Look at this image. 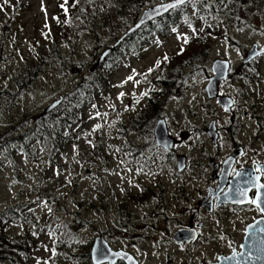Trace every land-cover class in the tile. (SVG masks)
I'll use <instances>...</instances> for the list:
<instances>
[{"label":"rangeland","instance_id":"rangeland-1","mask_svg":"<svg viewBox=\"0 0 264 264\" xmlns=\"http://www.w3.org/2000/svg\"><path fill=\"white\" fill-rule=\"evenodd\" d=\"M136 6L127 12L125 22L114 25L117 38L134 26L139 16L137 8L141 11L148 4ZM109 8L108 0H97L90 7L87 20L92 21L93 26L86 23L78 25L81 32L72 44L76 43L77 46L67 55L65 44L59 46L60 53L64 55L63 61H59L56 54H51L39 70H34L38 66L36 63L35 66L30 65L31 60L39 52L46 51V43L60 29L62 17L59 13L55 14L56 1L7 0L5 3V0H0V213L11 205L28 202L39 215L51 209L49 222L69 224L73 235L77 233L74 224L76 217L92 223L90 229L80 233L82 241L86 238L94 240L100 233L128 236L134 241L152 239L153 243L143 244L145 252L139 254V258L144 263L147 258L159 263L165 257L162 250L165 243L159 246L157 242L163 236L173 235L187 226L190 211L194 210L201 196L196 193L203 186L196 180L195 164L199 157L206 156L208 150L213 148L204 137L209 122L214 121L216 127L222 130L233 120L234 124L231 125L240 127L237 132L241 140L246 128L252 138L257 136L261 140L253 146L262 153L259 160H264V59L256 61L253 66L242 64L244 55L252 45L264 48V0H229L219 16L207 19L214 26L210 40L206 34L201 36L197 31L186 28L190 16L184 13L173 23L176 30L169 29L166 23L153 22V29L145 34L148 37L146 43H141L148 46L147 49L136 57L125 59L120 68L111 74L112 86L90 108L87 121L75 130L74 142L62 150L56 163L40 152L42 148L36 141L30 142L22 150L15 139L20 135L30 137L31 119L47 113L71 89L76 81L73 74L78 71L77 64L85 60L93 61V55L100 56L106 51L101 53L96 42V49H91L88 31H99L95 35L99 43H104L102 40L108 29L99 19ZM109 10L112 14V9ZM194 23L198 24V21ZM89 27L92 28L88 30ZM187 35L198 40L195 48H189L190 42L185 43ZM182 46L185 52L179 50ZM192 52L193 55L199 54L202 60L192 63ZM201 52L206 54L202 55ZM168 55L182 61L177 62L178 66H182L178 77L175 65L169 63ZM216 60L228 61L231 67V73L219 87V94L231 100L229 110L233 109V112L229 116L224 113V108L208 100L205 92L212 76L211 65ZM153 66L158 71L165 66L164 77L170 83L176 81L177 77L175 86L164 90L168 101L160 118L165 120L169 136L179 142L177 154L186 157L188 168L180 176L171 173L172 167L167 165L170 157L166 156L156 163L147 164V168L136 162H132L133 166H124L116 155L118 148L111 145L122 146L126 143L116 135L118 127L122 125L127 126L128 138L136 137L128 125L129 116L144 101L137 99L138 103L133 105L136 101L134 98L148 95L146 91L155 89L152 81L161 72L151 73L147 77ZM166 68H172L171 72L166 73ZM23 70L31 72L19 94H3L7 83L11 80L15 85V77ZM130 76L133 79L129 80ZM97 125L100 127L96 128ZM202 129L203 136L199 137L198 132ZM97 139H100L99 152L106 156L102 159L91 157L92 144ZM15 144L17 147H14ZM63 153L66 155L63 156ZM86 157L91 158L88 160ZM93 161L97 165H93ZM140 190L148 191L153 197L145 203L132 200ZM122 206L131 213L124 220V213L118 210ZM198 215L204 216L205 213L199 212ZM244 216L249 214L230 217L229 222L215 216L210 218L214 220L210 224L202 222L201 229L203 234L209 230L234 229L238 222L244 220ZM14 228L16 226L9 229V233H20ZM220 241L223 240L175 249L179 257L177 264H208L215 259L213 252L223 250ZM39 242L29 264H64L51 258L46 238L41 237Z\"/></svg>","mask_w":264,"mask_h":264},{"label":"trees","instance_id":"trees-1","mask_svg":"<svg viewBox=\"0 0 264 264\" xmlns=\"http://www.w3.org/2000/svg\"><path fill=\"white\" fill-rule=\"evenodd\" d=\"M55 1V14L59 13L62 17L59 24L60 29L58 30V34H55L54 38L46 43V51L43 53L39 52L37 56L31 60L30 65L35 66L36 63L38 66L37 68L35 66L34 70H39L40 66L43 65V61L51 54H56L57 59L63 61L64 55L60 53L59 46L65 44V55H67L69 51L77 46L76 43L74 45L72 44L81 32V30L78 29V25L86 23L89 26H93V24L90 23L92 21L87 20L89 19L90 7H93L97 0H67V3L65 0ZM150 2L151 0H108L109 9H112V14H110V10L107 9V12L99 19L101 22L105 23L104 26L108 29L106 37L102 40L104 43H99L98 36L95 35L96 32L99 31H95L91 29L92 27H89L88 30H91L87 31L89 32L88 42L91 44V49H96L95 42L101 49V53L110 49L118 40L116 31L113 30L114 25L125 22L127 12L134 6H139L142 3L149 4ZM221 4L222 8H225L226 1L221 0ZM214 8V4L208 0L202 2L193 1L192 8L183 9V11L187 13L186 15L190 16V21L186 24V27L192 28L193 31H197L201 36L206 34L207 39L210 40L214 34V26H211V24L207 22V19L212 18L210 9L214 10ZM182 14L183 13H178L166 16L159 19L157 23H166L169 29L175 28L176 26L173 23H176L178 17ZM56 19L57 16H55V20ZM195 20L198 21V24L194 23ZM226 26L227 24H225V27ZM152 29L153 23L143 25L138 31L121 42L117 49L113 50L94 71H90L88 68L99 54L93 55V61L85 60L84 62L78 63V71L73 74L76 81L71 89L62 96L60 102L54 109L31 119V135L28 138H24L21 135L17 137L15 142H18V147L23 150L30 142L36 141V144H39L40 148H42L40 152L47 155L52 163H56V158L62 154V150L74 142L75 130L87 121V113L90 108L97 100L103 98L104 94L112 86L110 79L111 74L120 68L125 59L136 57L147 49L148 46H142L141 43H146L148 37L145 36V34ZM107 41L109 42L105 43ZM197 43V39H191L189 48H195ZM185 50L186 49H183L181 52H185ZM201 54L205 55L206 53L201 52ZM191 55L192 63L202 60L199 54L193 55L192 52ZM169 59V63L175 65L178 77L182 66H178L177 62L179 63L182 61H179L176 56H169ZM261 59L264 58H256L250 63V66H253L256 61ZM158 64L159 67H161V63L159 62ZM153 67L147 77H150L151 73L158 71L155 66ZM177 68L179 69L177 70ZM171 70L172 68H166V73H170ZM30 72L31 71L23 70L18 77H15V85H12V81L10 80L3 94H19L22 87L25 86L27 80H29ZM160 72L161 73L154 76L152 81V85L155 89L146 91L148 95L151 92V95L148 96L143 94L140 98H134L136 101L133 102V105L138 103L137 99L144 100L142 102L143 104L129 116L128 125L133 129L136 137L128 138L127 126L125 127V125H122L118 127L116 135L124 139L126 143L122 146L111 144L113 147L118 148L116 155L120 157L124 166L127 164L133 166L134 164L132 162H136L145 165L147 168V164H152L153 161L156 163L163 155V152L155 145L152 131L155 123L161 117L164 105L168 101V98H166L164 94V90L172 89L177 82V77L176 81L170 83L164 77L165 66ZM255 102L256 101L253 103ZM99 143L100 139H97L92 144L91 157L96 159L106 157L99 152ZM126 146H128V148H126ZM14 147H17V145L15 144ZM65 155L66 154L63 153V156ZM91 157L86 158L89 160ZM92 164L97 165V162L93 161ZM150 197H153V195L148 191L140 190L132 200L138 203H145ZM118 210L124 213L122 220H124L125 216L129 217V215H131L124 206L120 207ZM51 213V209H47L44 214L39 215L28 202L14 204L3 210L0 213V264H29L39 247V239L41 237L47 239L49 243L48 253L51 251L52 259L62 261L64 264H91L90 249L92 239L86 238L82 241L80 233L90 229L93 224L87 223L82 218L76 217L74 224L77 233L73 235V229L69 228V224L66 226L64 224H53L49 222L52 216ZM13 226H16L14 229H18L20 233H15L14 231L9 233V229ZM102 235L108 236L105 233H102Z\"/></svg>","mask_w":264,"mask_h":264},{"label":"flooded vegetation","instance_id":"flooded-vegetation-1","mask_svg":"<svg viewBox=\"0 0 264 264\" xmlns=\"http://www.w3.org/2000/svg\"><path fill=\"white\" fill-rule=\"evenodd\" d=\"M209 1L212 2L215 7L214 10L210 9L212 18L217 17L222 13V11L225 10V8L220 7V5H222L221 2L217 0ZM228 3L229 0H227L226 4ZM178 11V9L172 10L164 17L178 14ZM216 12L218 13L215 14ZM221 85L222 83L220 84V86ZM232 112L233 109H231L229 112L224 111V113H226L228 116ZM231 124H234L233 120H230L229 125L224 126L222 130H219V128H217L216 134L218 139L216 144L214 145L210 143V140L207 137L206 130L204 132V137L206 136V140L213 148L208 150V154L206 156L203 155L199 157V161H197L195 164L196 180L198 184L201 182L203 186L202 189L198 188L196 190V193L201 194V196L197 199L194 210H187L191 212L188 217L187 226H184L183 229H178V231L173 235L163 236L162 240L157 242L159 246L160 243H165V246L162 249L163 253L165 254L164 259L160 260V262L158 263L151 258H147L144 263L139 258V254H143L145 252V247L143 246V244L146 242L153 243L154 241L152 239L150 241H134L128 236L105 237L107 243L114 252H124L129 254L134 261H137V264H177V262L179 261V257L175 253V249L188 247L193 248L192 246L196 244L206 245L209 243L217 242L218 240H223L219 242L222 245L223 250L213 252L215 259L208 264H239L237 261L232 263L227 260L225 262V259L235 255L236 253H239L241 251V245L244 243L247 244V241L245 240L247 239L249 226L255 225L260 229L264 228V215L262 214V212H260L255 204L246 202H243L242 204H235L234 202H223L228 200V196L225 195V192L227 191V186L231 183V180L238 176L249 177V175L251 174L252 176L259 177V180L256 181V183L264 184V160H259V157L262 153L253 146L261 142V140L257 136L252 138L251 135L248 134L246 128L244 130L245 135L242 136L243 139H238L237 131L240 127L239 125L233 126ZM203 130L204 129H202L200 133L198 132L199 137L203 136L201 135ZM257 134H259V131L257 132ZM175 140L176 144L173 146L174 148L170 152H168V154L163 153L162 156L170 157L167 160V165H171V173L180 176L183 175L182 173L186 171L188 165H186V157L184 156L185 168L181 171L179 170L177 166V159L180 158L178 157L179 155H177V147L179 146V142L177 139ZM219 145H221L220 148ZM234 155H237V158L232 162L228 161L229 158ZM227 162H230L229 170L227 169ZM257 168H259L260 170L257 171ZM222 172H224L226 176H222ZM255 196L256 191L253 188H250L248 192V200L255 199ZM199 212H203L205 213V215L199 216ZM243 213H247L249 214V216H244V220L238 222L234 226V229L229 228L222 231L209 230L206 234H203V230L201 229L203 227L202 222L210 224L214 221L210 220V218H214L215 216H217L218 219L221 218V221L223 222H229L230 217H237ZM221 214H224L226 216H221ZM255 248H258V244L251 243L250 246L247 247L246 253L250 252L251 249L253 251H256ZM251 256L258 257L259 255L256 253H251ZM115 264L126 263L122 260H117Z\"/></svg>","mask_w":264,"mask_h":264},{"label":"water","instance_id":"water-1","mask_svg":"<svg viewBox=\"0 0 264 264\" xmlns=\"http://www.w3.org/2000/svg\"><path fill=\"white\" fill-rule=\"evenodd\" d=\"M165 2L166 0H160ZM168 1V0H167ZM188 0H184V3H177V0H173L170 2H167L166 4L163 5H158L153 8H149L145 11H143L140 19L137 21L136 25L130 29L124 37L118 41L111 50L105 51L96 61V63L92 66L91 71L96 70L102 63L103 61L111 54L113 50H115L118 45L123 42L124 39H126L129 35H131L134 31L139 29L142 25L147 24L151 22L154 19H157L161 16H163L166 12L171 10L172 8L175 7H168L169 5L175 4L177 6H181L185 4ZM257 46H253L252 50L249 51V53L246 55L245 62L247 63L251 59L255 58L256 56L262 54L264 50L257 51ZM228 69H229V64L228 62H223V61H216L213 63L211 67L212 71V77L209 79L207 86H206V94L207 98L209 100H216L218 105L225 110H229L231 106V100L227 97H221L218 95V85L220 82L225 80L228 76ZM56 105H53V107ZM52 107V108H53ZM153 136L154 140L157 146L166 149L167 151L170 150V148L175 144V142L168 136L167 129L165 122L163 120H160L157 122L154 130H153ZM207 136L211 140L212 144H216L217 142V134H216V127L215 123L212 122L208 125L207 128ZM237 158V155L232 156L229 158L228 161H233ZM178 168L179 170H183L184 168V159L183 158H178ZM227 169H230V162H227ZM223 175L224 172H222ZM222 175V176H223ZM221 176V177H222ZM226 176V175H225ZM220 177V178H221ZM237 179L234 178L231 180V183L228 184L227 186V191H226V196H228V200L223 201V202H231L235 204H242L243 202L249 201L248 200V192L250 188H253L251 185H249V177L248 176H243V184H239L235 180ZM223 184V183H222ZM247 187V189H246ZM240 189L247 190V197H240L236 195V192ZM261 207H264V189L262 190V195H261ZM242 200V203H237L235 201ZM246 200V201H244ZM220 203V202H219ZM261 212V211H260ZM264 215V212H262ZM189 240V239H188ZM91 260L92 264H115L117 260H123L126 262V264H137L136 261L133 260L131 256L128 254H125L123 252H114L110 249L108 244L102 239V238H97L94 241L93 247L91 249ZM260 264H264V259L260 262Z\"/></svg>","mask_w":264,"mask_h":264},{"label":"snow or ice","instance_id":"snow-or-ice-1","mask_svg":"<svg viewBox=\"0 0 264 264\" xmlns=\"http://www.w3.org/2000/svg\"><path fill=\"white\" fill-rule=\"evenodd\" d=\"M65 2L67 3V0H65ZM5 3H7V0H5ZM177 3H184V0H177ZM168 7H176V5L173 4V5H169ZM184 40H185V43H187V37H185ZM128 79L131 80V79H133V77L130 76ZM99 127H100V125H97L96 126V128H99ZM256 170L259 171L260 169L257 168ZM258 180H259V177L252 176L251 174L249 175V181L251 182L252 187H255L257 189V194H256V198L255 199H252V200H249L248 203L255 204L256 207L261 212H264V207H261V200H262V198H261V195L259 194V189L260 188H264V184H258V183H256V181H258ZM236 195L237 196H240V197H245L246 198L247 197V190L240 189V190H238L236 192ZM236 202L237 203H242L243 201L242 200H238ZM260 231H264V229H260ZM248 258H251V255H249ZM259 258L260 257H257V259H259Z\"/></svg>","mask_w":264,"mask_h":264},{"label":"bare ground","instance_id":"bare-ground-1","mask_svg":"<svg viewBox=\"0 0 264 264\" xmlns=\"http://www.w3.org/2000/svg\"><path fill=\"white\" fill-rule=\"evenodd\" d=\"M263 246H264V241H263Z\"/></svg>","mask_w":264,"mask_h":264}]
</instances>
